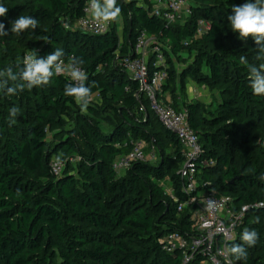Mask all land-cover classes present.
<instances>
[{
    "label": "trees",
    "instance_id": "1",
    "mask_svg": "<svg viewBox=\"0 0 264 264\" xmlns=\"http://www.w3.org/2000/svg\"><path fill=\"white\" fill-rule=\"evenodd\" d=\"M245 2L195 0L184 22L167 24L152 13V0H117L120 36L116 20L100 35L77 26L89 0H0L9 9L0 17L6 30L20 15L39 21L35 30L0 37V69L18 71L15 65L31 50L46 57L62 48L65 61L84 59L88 81L98 85L84 112L63 94L70 82L64 75L17 95L0 93V264H182L184 253L165 250L164 237L198 236L192 212L198 203L178 206L211 192L230 197L235 209L251 207L231 244L241 243L246 227L259 233L247 260L233 264H264V209L254 208L264 201V97L253 95L239 58L260 61L252 38L240 40L227 20L232 7ZM201 18L211 27L198 36ZM141 31L162 44L167 59L160 95L169 94L177 110L187 109L199 136L197 185L190 194L182 190L180 141L125 67L136 56ZM187 80L208 88L213 100L188 101ZM13 106L21 113L9 126ZM136 141L145 142L151 158L119 174L115 162ZM55 159L65 163L61 175L52 170ZM204 260L196 255L188 264Z\"/></svg>",
    "mask_w": 264,
    "mask_h": 264
},
{
    "label": "built area",
    "instance_id": "2",
    "mask_svg": "<svg viewBox=\"0 0 264 264\" xmlns=\"http://www.w3.org/2000/svg\"><path fill=\"white\" fill-rule=\"evenodd\" d=\"M152 1L154 3L152 13L167 24L184 22L188 16L192 15L189 0ZM84 12V16L77 22L79 28L94 35L104 34L109 30L110 22L94 21L90 12L85 10ZM210 27V21L204 18L199 19L197 35H203ZM162 47V44H158L156 39L149 36L146 31H141L132 49L136 56L126 59L125 67L130 75L140 83L141 91L149 98L151 108L160 122L170 129L180 141L185 154V162L180 171L182 190L190 194L196 189L198 168L195 160L201 153L202 147L199 143V136L189 123L187 109L177 110L172 105V101L166 102L160 98L163 84L167 79V59ZM145 147L144 141H136L130 153L119 157L115 162V169L118 173L123 174L135 161L147 160ZM51 167L55 174L61 175L65 163L55 159ZM166 191L174 197L171 187ZM209 200L215 201L214 207H208ZM195 203H198L197 207L192 208ZM188 206L192 208L199 235L187 238L179 232L169 233L163 240L164 249L168 252L182 251L184 253L182 264H188L196 255L205 257L203 264H229L232 258L225 255L226 248L237 238L238 230L244 224L246 213L251 207L244 206L235 209L230 197L218 195L215 192L205 194L201 201H197V197L191 195L186 202L179 204L178 209L183 210ZM255 207L264 209V201L255 204ZM221 226L227 231L218 232Z\"/></svg>",
    "mask_w": 264,
    "mask_h": 264
},
{
    "label": "clouds",
    "instance_id": "3",
    "mask_svg": "<svg viewBox=\"0 0 264 264\" xmlns=\"http://www.w3.org/2000/svg\"><path fill=\"white\" fill-rule=\"evenodd\" d=\"M8 8L0 3V17H6ZM90 12L94 21L113 22L121 14V7L117 0H89L85 9ZM231 31L238 33V38L247 41L249 37L255 42L258 64L249 63L248 59L241 55L240 64L248 69L249 87L253 95L264 97V0H246L245 3L233 6L231 15L227 16ZM9 30L5 29V24L0 21V37L11 34L20 35L31 29L39 27V21L28 15H20L11 21ZM66 53L62 48H56L46 57L39 56L36 50L26 53L22 61L15 65L18 71H14L12 66L0 69V93L12 96L23 91L41 88L49 85L55 76L66 75L70 82L64 86L63 94L72 97L79 105L82 112L86 111L92 102L93 88H96V81H88V74L83 69L85 63L82 57L72 55L65 63ZM21 113V109L13 106L9 109V126L15 124L16 117ZM264 181V174L259 177ZM19 190L17 196H19ZM215 206V201L209 200L208 207ZM259 218H257V222ZM227 229L221 226L218 232L224 233ZM259 239V233L255 229L244 228L240 234L241 243H234L227 246L225 255L232 258L229 264L234 261H245L248 257V248L254 247Z\"/></svg>",
    "mask_w": 264,
    "mask_h": 264
},
{
    "label": "rangeland",
    "instance_id": "4",
    "mask_svg": "<svg viewBox=\"0 0 264 264\" xmlns=\"http://www.w3.org/2000/svg\"><path fill=\"white\" fill-rule=\"evenodd\" d=\"M190 2H194L195 0H189ZM116 26H117V29H118V32H119V34H120V36H122V22H121V17L119 16L117 19H116ZM186 55V54H185ZM187 56V55H186ZM183 63H178V68L179 69H182V67L184 66V65H182ZM190 89V87L189 88H187V91ZM197 90L195 91V93H196V97H194V99H197L198 100V98H200V99H203L205 102H210V101H212L213 100V96L211 95V93H210V91L208 90V88H206V87H202V89H199V87L198 88H196ZM160 98H161V95H160ZM97 100V98L96 97H94V99H93V101H96ZM147 154V153H146ZM147 158L149 159V158H151V155H149V154H147ZM153 161H154V159H153ZM171 187V185H170V182L169 181H166L165 182V188L166 189H169Z\"/></svg>",
    "mask_w": 264,
    "mask_h": 264
},
{
    "label": "crops",
    "instance_id": "5",
    "mask_svg": "<svg viewBox=\"0 0 264 264\" xmlns=\"http://www.w3.org/2000/svg\"><path fill=\"white\" fill-rule=\"evenodd\" d=\"M189 87H190V89L187 91V99H188V101L197 100V99H194V97H196V93H195V91L197 90L196 88L199 87V89H202V87L198 86L192 80H187V88H189ZM161 99H163L164 101L168 102V101H170V96H169V94H165L164 93V94L161 95ZM198 100L204 101L203 99H200V98H198Z\"/></svg>",
    "mask_w": 264,
    "mask_h": 264
}]
</instances>
